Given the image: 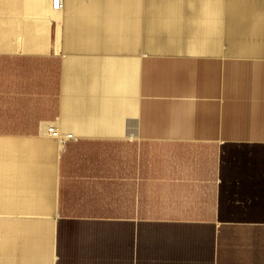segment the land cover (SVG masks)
Here are the masks:
<instances>
[{"label":"crops","instance_id":"obj_1","mask_svg":"<svg viewBox=\"0 0 264 264\" xmlns=\"http://www.w3.org/2000/svg\"><path fill=\"white\" fill-rule=\"evenodd\" d=\"M0 264H264V0H0Z\"/></svg>","mask_w":264,"mask_h":264},{"label":"built area","instance_id":"obj_2","mask_svg":"<svg viewBox=\"0 0 264 264\" xmlns=\"http://www.w3.org/2000/svg\"><path fill=\"white\" fill-rule=\"evenodd\" d=\"M52 6L55 9L61 8L63 6V0H52ZM48 130L51 133V135L56 136V137H61L60 131L56 127L50 126V128H48ZM72 137H73L72 133H67L65 135V137H61V138L64 140V139H69Z\"/></svg>","mask_w":264,"mask_h":264},{"label":"rangeland","instance_id":"obj_3","mask_svg":"<svg viewBox=\"0 0 264 264\" xmlns=\"http://www.w3.org/2000/svg\"><path fill=\"white\" fill-rule=\"evenodd\" d=\"M22 44V43H21ZM24 44H26V43H23V47H24ZM28 45V47H31V48H35V47H37V46H39V47H42L41 46V43H27Z\"/></svg>","mask_w":264,"mask_h":264}]
</instances>
